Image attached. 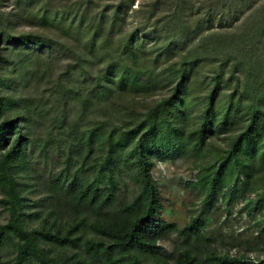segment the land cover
Returning <instances> with one entry per match:
<instances>
[{"label": "trees", "instance_id": "16d2710c", "mask_svg": "<svg viewBox=\"0 0 264 264\" xmlns=\"http://www.w3.org/2000/svg\"><path fill=\"white\" fill-rule=\"evenodd\" d=\"M85 1L88 11L82 8ZM259 1L249 0L253 12L241 27L225 25L210 33L197 27L186 30V41L179 37L184 21L176 13L144 24L151 28L143 34L126 31L124 8L129 4L123 1L105 0L101 9V0H79L75 10H35L38 27L65 37L77 53L100 67L94 89L63 86L66 102L92 104L110 91L113 101L128 104L129 98L155 92L163 79L173 85L143 120L110 127L97 123L82 130L74 125L67 131L62 107L44 108L35 99L46 93L37 86L46 70L40 55L32 50L18 58L13 72L20 70V81L28 79L36 88L18 97L0 79V206L7 214L0 225V255L7 247L13 254L6 263L248 264L244 252L264 251V230L239 255H230L212 248L198 218L183 228L155 219L158 188L151 176L158 152L199 153L209 137L227 136L222 153L209 150L211 162L195 166L193 186L204 201L232 188L236 177L254 182L264 177V2L252 6ZM168 6L180 3L150 1L142 10L154 15ZM191 21L186 18V25ZM7 39L15 48L31 40L35 49L47 43L32 34ZM105 80L111 87L100 90ZM39 126L29 138L27 132ZM26 143L40 154L36 170H30L32 158H22ZM16 168L29 171L25 179L44 194L41 210L31 215L36 227L25 223L29 199ZM127 180L135 184V192L125 191ZM254 203L264 211V197ZM171 235L178 237L179 246L166 255L159 243Z\"/></svg>", "mask_w": 264, "mask_h": 264}, {"label": "rangeland", "instance_id": "374dc122", "mask_svg": "<svg viewBox=\"0 0 264 264\" xmlns=\"http://www.w3.org/2000/svg\"><path fill=\"white\" fill-rule=\"evenodd\" d=\"M78 1L0 0V56H3L0 58V79L4 77L5 79L2 81L5 83V87L12 90L18 97L32 93L36 84L29 83L28 79L25 83L21 82L20 70L18 72H13V70L19 57L27 56V53L31 54L32 50H36L46 67L45 75L37 86L40 92L45 91L46 93L39 94L35 99L40 101L44 108L47 105L48 107L52 105L62 107L61 112H65L66 118L63 123L68 124L67 131L74 125H79L80 130H82L88 127L92 128V125L97 123L110 127L113 125L120 126L129 120H143L151 107L156 105L159 98L170 94L173 84L168 83L169 78L161 80L159 89L152 94L138 95L133 100L129 98L128 104L113 101L110 91L103 98L93 100L92 104L66 102L63 98L64 85L72 90L83 89L87 91L94 89V84L101 76L98 73L100 67L95 64L93 58L88 59L77 53L72 48L71 43L65 40V37H58L54 33H48L38 27L36 16L33 13L38 7L42 10L58 9L61 11L66 8L75 10L78 8ZM117 1H123L126 5L129 4V7L124 8V11L126 9L124 29L128 32L139 29V32L143 34L144 30L148 31L151 28L150 26L144 28V24H151L156 20L160 21L166 16L172 17L176 13L184 21L180 25L182 30L179 29L181 41H186V30L192 31L197 27L206 33L218 30L220 26L225 25L233 29L241 27L245 18L253 12V8L249 7V0H178L180 6H176L177 8L175 6H168L165 10L160 8L154 15L142 10V6L147 2L156 0ZM169 1L167 0V2ZM263 2L264 0H260L252 6H260ZM104 6L105 0L98 2L97 7L99 9ZM82 8L88 11V2ZM148 17L150 18L148 19ZM186 18H191L190 26L186 25ZM20 34H32L40 40H46L47 43L35 49L36 41L31 40L28 45L26 44V47L22 44L19 48H15L7 38ZM179 37L177 39H180ZM147 42L150 41L147 40ZM149 45L146 44L147 47ZM27 70L29 69L26 68ZM1 86H3L2 82H0ZM102 86L104 89L100 90L111 87L107 80L103 82ZM55 90L58 92H54ZM40 129V126L30 129L27 132L29 138H34V134H37ZM227 141V136H220L215 139L209 137L201 146L199 153H194L192 150L187 152L186 149L167 154L157 153L154 158V162H156L151 171L152 179L158 188V206L155 219L183 228L191 219L198 218L201 224L200 228L205 238L211 242L212 248H217L230 255H239L240 250L246 249L247 241L263 235L260 232L264 230V211L256 208L254 200L264 197V177H261V180L257 182L252 179L246 180L241 176L236 177L232 188L218 190L209 202H205L204 195L193 186L197 173L195 166L211 162L213 154H209V150L222 153L221 148H225ZM72 150L74 148L71 149V153H73ZM56 152L59 153V150ZM67 152L66 150L65 153L67 154ZM39 156L40 154L34 152L29 143L24 145L22 158L26 160L32 158L31 171L36 170V167L38 168L35 162ZM196 157L200 159L204 157L202 163L197 161ZM15 172L23 195L29 199L30 208L24 212L28 215L25 218V223L29 227H36L38 221H34V216L31 215L34 211L41 210L44 194L33 181L25 179L24 175L28 174L29 171L25 173V170L16 168ZM2 190L0 187V199L4 197ZM135 190V184L127 180L125 191L135 192ZM6 220L7 214L0 206V225L4 224ZM159 244L162 247V252L170 255L179 246V239L176 235H171ZM12 255L11 248H5L1 252L0 262L9 264L6 262ZM244 256L247 258L248 264H258L264 259V251L263 249H255L251 252H244Z\"/></svg>", "mask_w": 264, "mask_h": 264}]
</instances>
